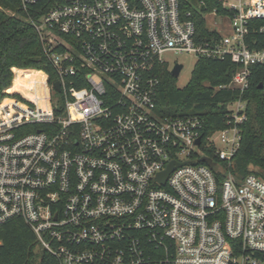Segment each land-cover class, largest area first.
Returning a JSON list of instances; mask_svg holds the SVG:
<instances>
[{
	"label": "built area",
	"instance_id": "2783aa9c",
	"mask_svg": "<svg viewBox=\"0 0 264 264\" xmlns=\"http://www.w3.org/2000/svg\"><path fill=\"white\" fill-rule=\"evenodd\" d=\"M47 1L29 22L55 74L41 70L48 109L8 91L15 66L0 99V225L20 218L57 264H264V180L229 169L264 63L244 42L264 0H220L231 32L204 40L181 0H19ZM181 53L238 64L215 87L238 92L221 128L157 112L159 67Z\"/></svg>",
	"mask_w": 264,
	"mask_h": 264
},
{
	"label": "trees",
	"instance_id": "16d2710c",
	"mask_svg": "<svg viewBox=\"0 0 264 264\" xmlns=\"http://www.w3.org/2000/svg\"><path fill=\"white\" fill-rule=\"evenodd\" d=\"M50 4L51 1L40 2L23 8L19 0H0V99L7 96L3 90L10 85L11 66L23 70H15L8 91L21 90L32 97L33 93L25 87L27 82L44 84L42 71L48 72L51 82L55 79L38 34L29 22V18L37 19ZM181 10L189 13L197 37L202 40L220 37L217 31L207 27V13L214 10L221 15L233 14L220 0H181ZM244 42L249 49L264 48V18L248 20ZM237 68L238 64L229 56L199 58L186 85L178 88L176 77L171 75L168 66H160L157 112L162 115L198 114L204 119L205 133L221 128L226 106L238 97V92L215 87L229 83ZM243 98L247 100V119L241 125L240 147L229 169L238 179L254 174L264 180V63L250 66ZM216 178L223 176L217 174ZM36 247L34 233L20 218H11L0 225V264H34ZM35 264H57V260L40 250Z\"/></svg>",
	"mask_w": 264,
	"mask_h": 264
},
{
	"label": "rangeland",
	"instance_id": "374dc122",
	"mask_svg": "<svg viewBox=\"0 0 264 264\" xmlns=\"http://www.w3.org/2000/svg\"><path fill=\"white\" fill-rule=\"evenodd\" d=\"M228 19L229 18L227 17V15L217 14L216 12L214 13L213 11L205 15V21L207 27L211 30L217 31L219 34H228L231 32ZM171 60H177L179 63L183 65L175 81V85L178 88H182L186 85V83L189 80L191 71L196 62V58L193 55L181 53L174 55V57H171ZM38 85L40 84H35V89L36 86ZM35 252H36V257L34 259V264L39 260L40 247L37 246Z\"/></svg>",
	"mask_w": 264,
	"mask_h": 264
},
{
	"label": "water",
	"instance_id": "95a60500",
	"mask_svg": "<svg viewBox=\"0 0 264 264\" xmlns=\"http://www.w3.org/2000/svg\"><path fill=\"white\" fill-rule=\"evenodd\" d=\"M182 64L181 63H175L174 65H173V67L171 68V70H170V73H171V75H173L174 77H177L178 75H179V72H180V70L182 69ZM55 89L56 90H59V84H58V82H55ZM196 142L197 143H199V139H197L196 140ZM201 160L202 161H205L206 163H208L210 166H213L214 165V162H212L210 159H208V158H205V157H202L201 158ZM171 164L168 166V168H167V170H165L164 172H162V173H160L159 174V179L161 180V181H164L165 180V178H166V176H167V173L169 172V170L171 169Z\"/></svg>",
	"mask_w": 264,
	"mask_h": 264
},
{
	"label": "bare ground",
	"instance_id": "6f19581e",
	"mask_svg": "<svg viewBox=\"0 0 264 264\" xmlns=\"http://www.w3.org/2000/svg\"><path fill=\"white\" fill-rule=\"evenodd\" d=\"M39 84L40 85L36 86V89H35V92L33 93L32 98H34L41 107H43L44 109H48V103L46 99L47 89L43 83H39Z\"/></svg>",
	"mask_w": 264,
	"mask_h": 264
}]
</instances>
